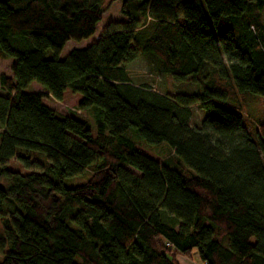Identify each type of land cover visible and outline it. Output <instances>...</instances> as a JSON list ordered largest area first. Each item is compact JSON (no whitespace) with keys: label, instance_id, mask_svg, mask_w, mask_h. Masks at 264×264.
Wrapping results in <instances>:
<instances>
[{"label":"trees","instance_id":"1","mask_svg":"<svg viewBox=\"0 0 264 264\" xmlns=\"http://www.w3.org/2000/svg\"><path fill=\"white\" fill-rule=\"evenodd\" d=\"M130 1L129 23L59 60L95 35L102 0H0V264H264V0ZM139 56L196 91L132 83ZM65 92L96 109L95 133L44 105ZM257 98L253 129L239 115Z\"/></svg>","mask_w":264,"mask_h":264},{"label":"rangeland","instance_id":"2","mask_svg":"<svg viewBox=\"0 0 264 264\" xmlns=\"http://www.w3.org/2000/svg\"><path fill=\"white\" fill-rule=\"evenodd\" d=\"M124 0H102V8L104 9V14L102 20L96 26V32L93 37L87 41H82L79 43L68 42L59 55V60L64 59L67 54L73 49H84L91 42L96 40V37H100L103 31L110 26L118 24H127L129 21L122 15L121 6ZM192 0H182L183 3L190 2ZM131 3L130 0H126V5ZM261 21H264V9L260 13ZM46 58H52V53L49 51L46 54ZM12 64L11 59H1L0 60V75L10 76V66ZM126 70L131 78L132 83L136 85H148L152 87L155 91L162 94H188L194 93L196 88L191 84H181L177 83L172 77L164 76L155 69L152 60L145 56H139L134 62L126 65ZM26 91H39V86L35 83L30 84ZM0 94H2L0 90ZM78 96L72 95L70 92H65L62 101L58 102L52 98H47L43 100L44 105L53 109L55 112L61 115H68L69 113H75L76 118L80 121L87 123L88 128L92 133L96 131V117L97 111L95 108H91L87 111L81 112L77 110ZM246 99L244 105H242L239 116L242 119L243 124L249 125L255 129L263 121V102L259 98L253 100L252 102ZM192 125L200 123L205 118V113L197 107H193L190 110ZM130 139L135 142L136 148L139 152L145 156L154 159L158 163L166 157H171L172 153L166 149V147H148L144 144L142 145L137 141V135L134 131L129 132ZM7 169L12 171L26 172L23 167L14 160H10L6 166ZM89 171H86L82 176L64 179L63 184L67 188H73L75 186L85 183L89 177ZM190 261L194 264H199L198 258L193 255Z\"/></svg>","mask_w":264,"mask_h":264},{"label":"crops","instance_id":"3","mask_svg":"<svg viewBox=\"0 0 264 264\" xmlns=\"http://www.w3.org/2000/svg\"><path fill=\"white\" fill-rule=\"evenodd\" d=\"M176 261H177L178 264H194L193 261H190V260H188L187 258L182 257V256H180V255H177V256H176ZM199 264H200V263H199Z\"/></svg>","mask_w":264,"mask_h":264}]
</instances>
